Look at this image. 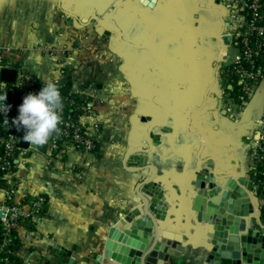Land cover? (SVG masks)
I'll list each match as a JSON object with an SVG mask.
<instances>
[{"label": "crops", "instance_id": "0c3cea01", "mask_svg": "<svg viewBox=\"0 0 264 264\" xmlns=\"http://www.w3.org/2000/svg\"><path fill=\"white\" fill-rule=\"evenodd\" d=\"M244 17L230 0H0V44L17 50L28 82L84 89L102 122L92 152L68 147L53 164L43 153L23 161L16 196L46 204L17 228L16 264H133L126 249L137 239L120 228L144 215L141 183L153 175L166 212L160 237L183 246L157 264H215L206 261V223L189 214L197 176L228 194L247 190L246 227L256 228L252 215L264 226L249 141L264 78L242 99L224 77Z\"/></svg>", "mask_w": 264, "mask_h": 264}, {"label": "built area", "instance_id": "2783aa9c", "mask_svg": "<svg viewBox=\"0 0 264 264\" xmlns=\"http://www.w3.org/2000/svg\"><path fill=\"white\" fill-rule=\"evenodd\" d=\"M230 1L242 4L245 17L243 24L233 33L232 43L237 53L225 65L224 77L233 82L235 94L245 99L264 78V0ZM46 52L52 54L53 49H46ZM15 53V48L0 44V94L6 92L4 103L9 106L7 112L0 109V264H9L10 256L15 255L17 228L40 216L46 204L41 195L31 198L16 196L17 174L25 158L43 153L48 156V163L53 164L68 147L92 152L98 149V137L102 131V122L97 119L95 107L84 89L66 86V82L56 80L63 98L62 123L58 126L60 134H53L43 146L28 143L24 147L25 129L17 128L11 121L18 116L23 98L28 93H38L44 82H28L25 66L12 58ZM221 55L222 62H225L227 53L223 51ZM3 69L16 70L14 81L1 78ZM84 117L90 121L82 120ZM249 141L256 178L264 192V111L256 121Z\"/></svg>", "mask_w": 264, "mask_h": 264}, {"label": "water", "instance_id": "95a60500", "mask_svg": "<svg viewBox=\"0 0 264 264\" xmlns=\"http://www.w3.org/2000/svg\"><path fill=\"white\" fill-rule=\"evenodd\" d=\"M152 1L146 0L143 3L151 4ZM15 75V69H3L1 72V78L9 82L14 81ZM27 144L23 139V146L26 147ZM143 160L139 157L140 165H146L142 163ZM154 179L153 175L141 183L143 193L140 198L144 215L127 216L125 220L132 228H120L125 235H132L137 239L132 244L129 242L130 246L126 249L128 253L132 252L137 256L133 264H157V256L166 259V254L179 255L183 250L182 245L168 248L160 237V225L157 220L163 221L166 212L162 191ZM195 183L199 190L190 205L189 214L193 215L195 211L196 221L206 223L204 229L212 245L206 261L215 264H264V226L260 224L259 217L253 215L256 228L246 227L245 222V217L253 212V195L247 190L241 195L221 192L220 188H215L213 182L200 176H197ZM213 189L219 194L212 196ZM158 250L165 253L162 255Z\"/></svg>", "mask_w": 264, "mask_h": 264}, {"label": "clouds", "instance_id": "9594fccd", "mask_svg": "<svg viewBox=\"0 0 264 264\" xmlns=\"http://www.w3.org/2000/svg\"><path fill=\"white\" fill-rule=\"evenodd\" d=\"M146 2V0H142ZM6 92L0 94V109L8 111L4 103ZM63 98L58 81L49 79L38 93H28L19 105L18 116L11 121L17 128L23 127V139L33 146H43L53 134L59 135L62 123Z\"/></svg>", "mask_w": 264, "mask_h": 264}, {"label": "rangeland", "instance_id": "374dc122", "mask_svg": "<svg viewBox=\"0 0 264 264\" xmlns=\"http://www.w3.org/2000/svg\"><path fill=\"white\" fill-rule=\"evenodd\" d=\"M236 53H237V50H236L235 46L229 47V52H228L229 58H228V60L229 61L232 60L234 58V54H236ZM229 61H227V62H229Z\"/></svg>", "mask_w": 264, "mask_h": 264}, {"label": "trees", "instance_id": "16d2710c", "mask_svg": "<svg viewBox=\"0 0 264 264\" xmlns=\"http://www.w3.org/2000/svg\"><path fill=\"white\" fill-rule=\"evenodd\" d=\"M66 86H69L68 83H66ZM16 241V240H15ZM9 264H16V258L14 255L10 256V263Z\"/></svg>", "mask_w": 264, "mask_h": 264}]
</instances>
